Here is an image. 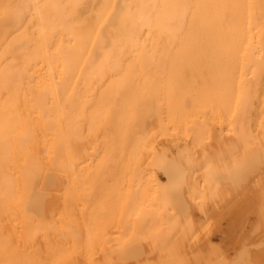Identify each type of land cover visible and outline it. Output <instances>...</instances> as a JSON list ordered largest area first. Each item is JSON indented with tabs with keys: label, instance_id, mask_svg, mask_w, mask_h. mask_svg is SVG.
Listing matches in <instances>:
<instances>
[{
	"label": "bare ground",
	"instance_id": "bare-ground-1",
	"mask_svg": "<svg viewBox=\"0 0 264 264\" xmlns=\"http://www.w3.org/2000/svg\"><path fill=\"white\" fill-rule=\"evenodd\" d=\"M0 264H264V0H0Z\"/></svg>",
	"mask_w": 264,
	"mask_h": 264
}]
</instances>
